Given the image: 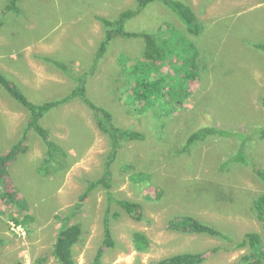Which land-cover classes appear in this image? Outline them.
I'll list each match as a JSON object with an SVG mask.
<instances>
[{"label":"rangeland","instance_id":"1","mask_svg":"<svg viewBox=\"0 0 264 264\" xmlns=\"http://www.w3.org/2000/svg\"><path fill=\"white\" fill-rule=\"evenodd\" d=\"M8 1L0 0V21ZM181 1L203 22L200 36L189 35L158 2L126 25L129 31L158 33L167 23L198 46V71L188 83L191 96L168 113L135 108L127 100L128 79L120 59L128 66L141 60L142 40L115 39L93 68L105 36L97 17L113 19L134 8L136 0H22L13 22L10 16L3 18L0 74L19 86L29 100L42 103L63 98L76 85L42 59L49 57L65 64L73 75H86L88 97L107 108L117 125L144 134L143 140L122 145L111 165L109 189L115 200L141 203L144 219L134 220L114 200L109 204L102 185L79 201L90 182L103 175L109 145L88 107L76 99L53 109L42 121L67 154L64 166L55 170L51 164L49 172L37 171L46 157V145L32 131L28 151L8 166L5 180L12 191L18 189V203L25 199L26 207L3 199L0 177V264H59L52 255L60 228L56 216L72 211L71 222L80 224L83 231L74 258L77 264H92L103 246L108 208L116 246L104 248L103 264H151L177 253L212 248L217 250L203 264H238L250 253L249 247L235 249L221 237L172 230L170 221L180 215L194 216L237 241L247 233H259L264 246V227L255 210L264 183L252 171L255 166L264 169V52L256 48L264 43V0ZM27 118V111L0 85V154L6 155L20 140ZM201 125L242 137H210L181 153L188 136ZM240 147L250 166L227 162ZM127 165L132 168L125 171ZM138 173L148 179L141 181ZM26 214L32 216L28 227L10 218ZM10 223L22 225L26 234H16ZM135 232L148 237V251L135 250Z\"/></svg>","mask_w":264,"mask_h":264},{"label":"trees","instance_id":"2","mask_svg":"<svg viewBox=\"0 0 264 264\" xmlns=\"http://www.w3.org/2000/svg\"><path fill=\"white\" fill-rule=\"evenodd\" d=\"M22 0H9L5 7V11L0 21V28L3 27V18L17 16L21 11L20 3ZM153 2L160 3L163 7L170 10L183 24L191 36L198 37L204 31V24L198 17L194 9L181 0H136L134 8L126 9L118 14L115 18H107L98 16L97 20L101 23L105 30L104 39L101 41L96 56L93 61V68L96 67L99 60L105 55L111 43L117 38L123 39H140L144 43V52L141 60H136L133 65L128 66L124 59L120 62L128 79L127 84V100L135 108L141 107L144 110L149 108H157L163 113H168L175 107L181 105L182 102L191 96L188 89V83L195 79L198 71L197 58L199 49L193 39L188 38L181 33L175 26L165 23L164 30L161 28L158 33L142 31L134 32L126 29V25L130 20L141 14ZM33 11V10H32ZM12 20L11 22H13ZM5 24V23H4ZM12 25V24H11ZM256 48L264 52V43L257 44ZM45 62H49L57 66L62 72L76 82L73 90L63 98L44 101L42 103H34L28 99L25 92L15 83L9 81L4 75L0 74V85L8 92V94L21 105L28 113L26 127L20 140L14 144L6 155L0 154V177L4 181L2 187V197L5 201L15 203L19 208L27 205L25 199H21L18 203V195L16 188L12 191L8 179V166L18 156L25 154L29 149V133L32 131L37 134L46 145V157L38 172H49V166L52 164L55 170L64 164L65 150L52 139L50 131L42 125L45 117L56 108L63 106L73 100L83 102L93 115L98 129L108 139L109 151L104 164L103 175L90 182L88 189L80 197L79 201H84L88 194L96 187L102 185L107 190L108 203L113 200L123 209L131 218L136 221L144 219L143 206L139 202L127 199L115 200L111 196L109 189L112 187V170L111 165L120 151L122 145L127 142L141 141L144 134L135 129H127L117 125L114 121L113 114L105 107L97 105L87 94V78L86 75H73L65 64L55 61L52 58H42ZM176 60V61H174ZM172 70L163 71L162 67L170 66ZM262 106L264 108V97L262 98ZM210 137L236 138L242 137L237 132L224 130L212 125H201L194 130L187 138L181 153H188L193 146L205 141ZM264 138V130H262ZM245 137V141L248 140ZM228 159V163H243L249 165L243 153V147ZM64 166V165H63ZM132 168L130 165L125 166V171ZM252 171L259 180L264 183V169L252 167ZM137 177L141 181L148 179V175L138 173ZM11 189V190H10ZM79 205V204H78ZM256 215L263 223L264 227V193L255 202ZM73 211L66 215H57L56 219L60 222L55 243L53 245L52 255L59 264H77L74 258V247L79 242L82 235V227L80 224L72 223ZM116 218L118 215H114ZM12 220L17 223L29 226L32 216L24 215L22 218L11 216ZM104 241L103 246L97 251L92 264H103L104 248H114L116 241L110 227V210H106L104 215ZM170 228L174 231L186 234H201L212 237H221L227 239L234 244L235 249L249 247L250 253L241 257L238 264H263L264 263V246L263 240L259 233H247L241 241L234 240L222 231L200 221L191 215H180L170 221ZM133 243L135 250L138 252H146L151 247L148 237L142 232H135L133 235ZM217 249L201 252H183L168 257H164L151 264H203L208 255Z\"/></svg>","mask_w":264,"mask_h":264},{"label":"built area","instance_id":"3","mask_svg":"<svg viewBox=\"0 0 264 264\" xmlns=\"http://www.w3.org/2000/svg\"><path fill=\"white\" fill-rule=\"evenodd\" d=\"M12 230L18 234L24 236L26 234L25 229L22 225H16L15 223H10Z\"/></svg>","mask_w":264,"mask_h":264}]
</instances>
